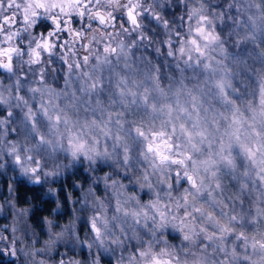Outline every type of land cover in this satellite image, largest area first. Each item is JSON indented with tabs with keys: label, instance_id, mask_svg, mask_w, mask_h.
Instances as JSON below:
<instances>
[{
	"label": "clouds",
	"instance_id": "9594fccd",
	"mask_svg": "<svg viewBox=\"0 0 264 264\" xmlns=\"http://www.w3.org/2000/svg\"><path fill=\"white\" fill-rule=\"evenodd\" d=\"M5 17L0 264H264V0Z\"/></svg>",
	"mask_w": 264,
	"mask_h": 264
},
{
	"label": "snow or ice",
	"instance_id": "6c2138e0",
	"mask_svg": "<svg viewBox=\"0 0 264 264\" xmlns=\"http://www.w3.org/2000/svg\"><path fill=\"white\" fill-rule=\"evenodd\" d=\"M129 19H130V21L133 23V24H135V16H133V14H132V12L130 11L129 12ZM13 19H14V17H13ZM0 23H3V24H7V23H10V20H9V18H7V17H5L4 18V20L3 21H0ZM199 31H203V29H200ZM210 35V34H209ZM198 51H199V49H197ZM105 51H107V49H105ZM170 55H171V53H169ZM85 59H87V58H85ZM17 163H19V157H17ZM38 163V162H37ZM37 169L36 168H33L32 169V171L33 172H35ZM0 255H2V254H0Z\"/></svg>",
	"mask_w": 264,
	"mask_h": 264
}]
</instances>
